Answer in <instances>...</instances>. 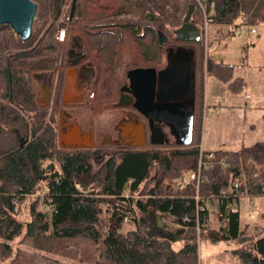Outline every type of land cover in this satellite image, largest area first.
I'll use <instances>...</instances> for the list:
<instances>
[{
    "label": "trees",
    "instance_id": "1",
    "mask_svg": "<svg viewBox=\"0 0 264 264\" xmlns=\"http://www.w3.org/2000/svg\"><path fill=\"white\" fill-rule=\"evenodd\" d=\"M32 1L37 14L30 41L22 42L10 27H0V264L12 257L10 242L17 238L41 252L43 264H201L202 241L233 245L226 250L238 264H264V226H255L248 235L240 227L238 205L242 197L264 196V145L215 151L228 166L207 172L200 201H194L195 185L175 188L182 173L196 169L204 76L227 84L235 94L244 86L242 78H233L231 65L207 56L203 21L232 26V32L243 18L251 26H264V0H200L206 5V20L196 0H122L105 25L128 27L133 34L149 26L166 48L176 42L192 46L196 78L191 143L123 151L59 147L56 122L65 78L61 68L72 63L53 35L65 0ZM78 2L73 18L81 16ZM190 7L191 20L201 28L199 43H183L173 35ZM121 16L134 17L140 27L131 22L120 25ZM50 71L54 74L50 101L41 106L34 75ZM152 174L159 178L148 188L156 180ZM90 185L100 191L86 193ZM29 198L30 221L24 224L17 217ZM40 203L45 209L38 210ZM196 203L205 206L200 215L210 217L217 230L197 233ZM124 224L131 228L122 231ZM174 244L181 247L175 249Z\"/></svg>",
    "mask_w": 264,
    "mask_h": 264
},
{
    "label": "rangeland",
    "instance_id": "2",
    "mask_svg": "<svg viewBox=\"0 0 264 264\" xmlns=\"http://www.w3.org/2000/svg\"><path fill=\"white\" fill-rule=\"evenodd\" d=\"M71 2L72 0H65L64 6H69L70 9ZM121 2L122 0H79L78 11L80 10L81 16L79 15V17L72 20L68 29L70 37L68 41L61 44L64 47V54L71 52L70 58L76 59L78 56H76L77 48L74 40L76 37H80L83 43V50L81 48L80 51H83L91 64L88 67L94 69V73L96 67V84L99 82L103 84L102 98H100V93L97 90L95 94L97 105H89L94 116H89L90 114L86 111L82 112V116H78V119L82 122L90 118L96 123L95 133H97L99 150H135V148L128 149L113 144L117 137L119 120L123 118V110L116 107L118 89L121 87L120 82L124 81L125 73L129 68H146L152 65L156 69L165 67V59L169 51V48L164 45L165 42L162 43L159 36L154 34L149 26L142 27L141 30L138 29L139 32L136 30L137 33L133 34L128 27L105 25L109 23L106 22L108 17L119 11L122 5ZM198 4L202 9L203 6L199 2ZM118 20L121 21L120 25L131 22L140 27L137 20L131 16H121ZM57 22H55V26ZM258 27L257 35L254 37L244 28L240 30L238 36H234L232 28L229 26L210 24L203 21V43L207 56L218 63L231 65L233 67V77L244 80L242 92L235 94L228 89L226 84L216 78L204 76V100L202 101L200 129L203 149L239 150L242 146L264 143V122L259 120L260 115L264 113V67H262L264 66V26ZM69 43L74 44V46L70 47ZM175 44L180 46L177 45L179 44L177 42ZM176 46L174 45V47ZM158 62H160L159 66ZM49 78V74L44 76V86L46 87H48L47 81ZM36 83L39 92H41L42 86L38 81ZM246 95L251 97L249 101L254 105L249 110L245 105ZM233 106H237L238 109L232 110ZM253 123L257 125V130L254 132L249 127ZM104 136L107 140L103 139ZM245 139H248V141ZM167 141L168 144H173V138L169 135H167ZM243 142H245V145H243ZM146 148L151 149L150 147ZM169 149L162 148L159 150L166 152ZM155 173L159 172L156 171ZM153 176L156 180L151 184L148 183V188H152L157 184L159 177L157 174H152L150 178ZM179 179L177 182H179ZM163 183H166V181ZM177 186L178 183L176 188ZM85 191L86 193L93 192L97 194L100 188L90 185ZM30 200L31 198L19 209L17 219L24 224L30 221L28 208ZM238 205L240 227L248 235L253 234L255 226H264V196L242 197ZM99 207L103 210L106 208L104 205ZM15 208H18L16 203ZM39 209H45L43 203H40V206L38 205ZM111 226L113 228L117 227L115 223H112ZM122 226V231L131 228L130 224ZM19 240L20 238H17L10 242L12 257L1 264H11V261L14 264H43L41 261L43 254L32 248L31 244L22 243ZM180 247V244L173 245L175 249ZM230 247H233V245H227L226 243L212 244L202 241L198 244L199 261L201 264H238L226 250ZM73 264H76V262ZM82 264L86 263L82 262Z\"/></svg>",
    "mask_w": 264,
    "mask_h": 264
},
{
    "label": "water",
    "instance_id": "3",
    "mask_svg": "<svg viewBox=\"0 0 264 264\" xmlns=\"http://www.w3.org/2000/svg\"><path fill=\"white\" fill-rule=\"evenodd\" d=\"M75 9L76 0H72L69 13L71 18L74 17ZM192 10L193 7H190L180 27L173 30L177 41L183 43H199L201 41V28L191 20ZM36 13L37 6L32 0H0V27H10L13 34L19 37L22 42H28L32 37ZM74 41L75 47L80 50L82 48L81 38L76 37ZM76 56L79 60L82 59L80 52H77ZM165 60L166 66L163 69L138 67L128 70L126 72L128 86H122L119 89L120 96L116 107L123 109L132 105L146 119L150 131L148 142L150 145L163 146L168 142L167 136L159 126L163 124L169 128L173 144L187 146L192 141L196 92L193 47L177 46L174 49H169ZM71 63L73 67L67 70L65 76L64 105L78 103L82 100V92L76 90L79 73L76 66L79 61L75 60ZM35 78L39 79V75H36ZM41 89L38 96L42 102H45L49 97V87L42 86ZM74 129L75 134L69 136L68 141H75L80 137V131L76 125ZM17 135L19 136V134ZM120 136L123 137L124 134ZM145 138L144 131L141 129L139 141L134 142L132 146L144 148L147 144ZM22 141L20 139V142ZM71 144L80 145L75 142ZM91 146L92 143L85 145L86 148H91ZM158 224L162 226L160 218ZM179 233H183V230H180Z\"/></svg>",
    "mask_w": 264,
    "mask_h": 264
},
{
    "label": "flooded vegetation",
    "instance_id": "4",
    "mask_svg": "<svg viewBox=\"0 0 264 264\" xmlns=\"http://www.w3.org/2000/svg\"><path fill=\"white\" fill-rule=\"evenodd\" d=\"M205 19V17H204ZM207 19V18H206ZM205 19V20H206ZM82 44V50H83V43L81 41ZM74 45V44H73ZM72 45V47H73ZM177 47V46H176ZM174 46H169L170 48H176ZM80 50H76L77 52L82 53V59L79 60V58L77 57L74 60H70L69 56L72 55V53H67L65 54V57L67 58V60L69 61H75L78 60L79 64L76 66L77 70H78V78L76 81V90L77 91H81L82 95H81V102H76V103H70V104H63V93H62V99H61V103H60V107L61 110L59 111V115L57 118V122H56V131H57V136H58V145L59 147L63 148L64 150H82V149H89V150H99L98 149V142H97V138H96V134L95 133V129L96 128V123L90 119L87 118L85 122H82L81 120L78 119V116L81 115L82 116V112L86 111L88 114H90L89 116H94L93 111L91 110V108L89 107V105H97L96 103V95L94 96V98H90L91 94H96L97 88L96 87V81H97V76L96 75V67H95V73H94V69L90 70V66L91 64L89 63V59L84 55L83 51ZM159 66V65H158ZM73 64L71 67H66L64 66L61 69H64L65 72V76H66V72L68 69L72 68ZM159 68V69H163ZM89 69V70H88ZM133 68H129L127 70H130ZM47 74L50 75L49 80L47 81V85L49 87V97L45 102H42L38 96L39 94V89L37 87V83L36 81H38L40 83L41 86H44V76H46ZM36 75H39V79L35 78ZM34 75V81L36 84V88H37V102L39 105L43 106L46 105L49 101H50V97H51V93H52V78H53V72H42L40 74H36ZM92 76V77H90ZM124 79V78H123ZM64 82H65V78H64ZM121 87L122 86H128L127 80H126V73H125V79L124 81L120 82ZM46 85V84H45ZM119 87V89L121 88ZM64 89V86H63ZM118 89V94H117V100L120 96V92ZM80 97V96H78ZM94 99V100H93ZM41 103V104H40ZM123 110L122 114H123V118L119 120V125H118V129H117V137L115 139V141H113V144L117 147H124V148H136L133 147L132 144L134 142H138L139 141V136H140V132L141 129L144 131V134L146 136L145 138V142L147 143V145H150L149 142V128H148V124L146 119L140 115L133 107L132 105H130L129 107L120 109ZM61 122V124H60ZM77 126L79 131H80V137L75 139V141H68V137L71 135L75 134V129L74 126ZM162 128V131L164 132V134L167 136H170V130L167 126L161 124L159 125ZM124 134L123 137H121L120 135ZM86 136V137H84ZM104 140L106 139V136L103 137ZM110 140V139H109ZM80 143V145H74L71 143ZM90 143H92L91 148H86L85 145H90ZM145 146V147H146Z\"/></svg>",
    "mask_w": 264,
    "mask_h": 264
},
{
    "label": "built area",
    "instance_id": "5",
    "mask_svg": "<svg viewBox=\"0 0 264 264\" xmlns=\"http://www.w3.org/2000/svg\"><path fill=\"white\" fill-rule=\"evenodd\" d=\"M198 2L200 3L201 6H203L202 11L206 19L207 17L206 5L204 4V2L200 0H197V3ZM69 13H70L69 6H63L62 11H61V16L54 29L53 39L55 42L59 44H64L66 41H68V33H69L68 29H69V25L71 24L73 20V18L70 17ZM241 23L242 24L235 26L233 30L234 36H238L242 28L247 29L253 37L257 35V27L247 24L246 18H243L241 20ZM94 96L95 94H91L90 98H94ZM216 166L227 168L228 164L225 161L224 157H220L216 155L214 152L204 151L201 147H199L195 171L184 172L179 177L180 179L178 178L179 182H177L178 179L175 181V188H176L177 183H178V186L176 189H180V190H184L186 188H189V186L195 185L197 192L195 194L194 201H200L201 200V196L199 195L200 187H201L200 184L203 181H206L207 172ZM75 186L77 187V189L82 190L80 189V185L76 184ZM235 187L237 186L235 185ZM211 194H213V192H211ZM221 196L222 197L225 196V193L221 192ZM196 207H197V212H196L195 225H196L197 233L199 232V229L217 230L218 226L216 227L212 223L213 221L210 217L206 218L205 216L200 215L201 213L206 211L205 206H198V204L196 203ZM182 220L185 223L188 222V219L186 217L183 218ZM126 222H127V219H125V223ZM173 226L178 229L182 228L180 224H176V225L173 224Z\"/></svg>",
    "mask_w": 264,
    "mask_h": 264
},
{
    "label": "crops",
    "instance_id": "6",
    "mask_svg": "<svg viewBox=\"0 0 264 264\" xmlns=\"http://www.w3.org/2000/svg\"><path fill=\"white\" fill-rule=\"evenodd\" d=\"M259 27H262V26H259ZM258 27V28H259ZM156 61V60H155ZM155 61H154V63H155ZM158 65H160V62H158ZM148 67H155L154 65H152V66H148ZM262 67H264V66H262ZM234 78V77H233ZM244 81V80H243ZM96 84V83H95ZM225 84V83H224ZM227 85V84H226ZM102 87H103V84H101L100 82L98 83V84H96V87L95 88H97V90H98V92L100 93V98H102V96H103V94H102V92H104L103 90H102ZM113 88V87H112ZM107 90H109V89H107ZM106 90V91H107ZM242 92V91H241ZM241 92H239V93H241ZM251 99V97H249L248 95H246V102H245V105H246V108L249 110V109H251V108H253L254 107V105L252 104V103H250V100ZM96 100H97V97H96ZM203 100H204V95H203ZM232 110H237L238 109V107L237 106H233V108H231ZM210 111H212L211 109H209ZM263 117H264V113L263 114H261L260 115V118H259V120L260 121H262V122H264V119H263ZM250 129L254 132V131H256L257 130V125L256 124H251L250 126ZM246 141H248V139H245ZM255 141V140H254ZM245 142H243V145H245L244 144ZM257 144V143H256ZM261 144H263L264 145V143H261ZM201 145V144H200ZM252 146H254V144L252 145ZM252 146H242V147H252ZM202 149H203V147H202V145L200 146ZM204 151H210V152H215V151H217V150H210V149H208V150H206V149H203ZM219 151H221V150H219ZM223 151H234V150H223ZM235 151H237V150H235Z\"/></svg>",
    "mask_w": 264,
    "mask_h": 264
}]
</instances>
